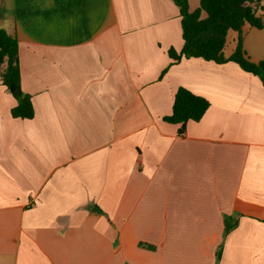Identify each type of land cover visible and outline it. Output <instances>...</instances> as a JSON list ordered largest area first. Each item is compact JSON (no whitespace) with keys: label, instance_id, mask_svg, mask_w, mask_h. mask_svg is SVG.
<instances>
[{"label":"crops","instance_id":"crops-1","mask_svg":"<svg viewBox=\"0 0 264 264\" xmlns=\"http://www.w3.org/2000/svg\"><path fill=\"white\" fill-rule=\"evenodd\" d=\"M261 6L242 31L255 63ZM0 28L35 110L13 117L0 85V264H264L263 82L235 62L170 65L173 0H1ZM180 87L210 102L185 135L163 120Z\"/></svg>","mask_w":264,"mask_h":264},{"label":"trees","instance_id":"trees-1","mask_svg":"<svg viewBox=\"0 0 264 264\" xmlns=\"http://www.w3.org/2000/svg\"><path fill=\"white\" fill-rule=\"evenodd\" d=\"M179 8L182 24L183 48L168 51L173 64L183 58H202L218 64L235 62L241 69L258 76L264 85V62L251 61L243 50L242 31L245 25L262 27L258 10L262 0H201L200 8L189 9L188 0H173ZM202 13L206 16L202 17ZM230 31L239 33L234 52L226 57L224 49ZM0 85L6 86L18 104L11 113L15 118L31 119L35 110L31 98L22 90L19 65V43L14 35L0 28ZM210 106L204 97L180 87L174 98L172 113L164 121L179 125L185 135L189 121H200Z\"/></svg>","mask_w":264,"mask_h":264},{"label":"rangeland","instance_id":"rangeland-1","mask_svg":"<svg viewBox=\"0 0 264 264\" xmlns=\"http://www.w3.org/2000/svg\"><path fill=\"white\" fill-rule=\"evenodd\" d=\"M232 37H233V36H232V34H231V36L229 37V40H228V43H229V44H228V45H229L228 47H231L230 45H231ZM227 51H228V50H227Z\"/></svg>","mask_w":264,"mask_h":264},{"label":"water","instance_id":"water-1","mask_svg":"<svg viewBox=\"0 0 264 264\" xmlns=\"http://www.w3.org/2000/svg\"><path fill=\"white\" fill-rule=\"evenodd\" d=\"M0 2H1V0H0Z\"/></svg>","mask_w":264,"mask_h":264}]
</instances>
